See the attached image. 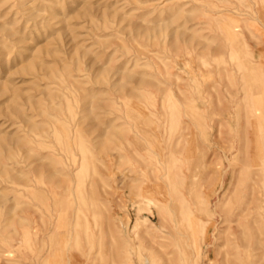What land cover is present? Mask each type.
<instances>
[{
  "label": "rangeland",
  "instance_id": "374dc122",
  "mask_svg": "<svg viewBox=\"0 0 264 264\" xmlns=\"http://www.w3.org/2000/svg\"><path fill=\"white\" fill-rule=\"evenodd\" d=\"M240 229L264 264V0H0V264H235Z\"/></svg>",
  "mask_w": 264,
  "mask_h": 264
},
{
  "label": "bare ground",
  "instance_id": "6f19581e",
  "mask_svg": "<svg viewBox=\"0 0 264 264\" xmlns=\"http://www.w3.org/2000/svg\"><path fill=\"white\" fill-rule=\"evenodd\" d=\"M233 235H234V238H235V241H236V249H237V254L235 256V262L234 263L235 264H243L242 248L244 246H247L250 249L254 248L256 243H257V238L255 236H252V235H249V234L246 236L242 229H240L237 234H233ZM210 237L211 236L208 235V237L205 238V240L208 242L207 243L208 251H209L210 246H212L214 244V239H212V238L210 239ZM211 243H212V245H211ZM256 247H257V245H256ZM198 248H200V247H198ZM199 252H200V249H199ZM222 262H223V260H222Z\"/></svg>",
  "mask_w": 264,
  "mask_h": 264
}]
</instances>
